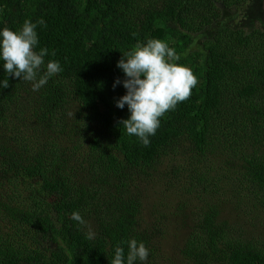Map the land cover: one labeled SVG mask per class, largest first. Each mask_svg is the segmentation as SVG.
<instances>
[{
  "label": "trees",
  "instance_id": "16d2710c",
  "mask_svg": "<svg viewBox=\"0 0 264 264\" xmlns=\"http://www.w3.org/2000/svg\"><path fill=\"white\" fill-rule=\"evenodd\" d=\"M215 1L0 0V28L46 21L45 63L63 68L38 92L12 77L0 89V264H110L130 238L148 264H264V32L205 36ZM149 37L199 83L145 147L123 129L126 89L113 84L123 53Z\"/></svg>",
  "mask_w": 264,
  "mask_h": 264
},
{
  "label": "clouds",
  "instance_id": "9594fccd",
  "mask_svg": "<svg viewBox=\"0 0 264 264\" xmlns=\"http://www.w3.org/2000/svg\"><path fill=\"white\" fill-rule=\"evenodd\" d=\"M39 26H46L43 18L36 22L27 19L17 30L0 28V67L7 74L0 80V89H7L12 77L30 82L32 91L38 92L63 71L57 60L45 63V57L55 56V52L40 47ZM180 60L181 54L168 42L149 37L135 49L124 52L117 62L125 79L117 78L113 88L123 84L126 94L116 100V107L127 106L129 112L128 118L120 123L129 137H137L145 147L150 146V137L156 135L161 118L188 100L199 83L192 69L178 63ZM71 219L85 231L86 239H95L96 233L79 211L72 212ZM149 256L150 249L143 241L130 238L116 245L110 264H148Z\"/></svg>",
  "mask_w": 264,
  "mask_h": 264
},
{
  "label": "rangeland",
  "instance_id": "374dc122",
  "mask_svg": "<svg viewBox=\"0 0 264 264\" xmlns=\"http://www.w3.org/2000/svg\"><path fill=\"white\" fill-rule=\"evenodd\" d=\"M144 4H146L149 0H143ZM217 5L222 9V16L211 23L209 25L210 28L207 29L205 36H210L211 33H215L216 30L222 29H234V30H246L248 32L253 31H261L264 32V0H245L242 4L237 6H232L229 8L224 7L220 2L221 0H216ZM201 38V40H203ZM231 145V144H229ZM228 146V145H227ZM238 151H241V148L234 145ZM145 183V182H144ZM142 183L141 191L150 197V201L152 200V194L150 190L152 187H146ZM174 210H170V217L172 218L174 215ZM9 224L5 223L0 228V234H5V231L8 230ZM178 237L181 240V243L186 238V235L183 233H179ZM179 244L180 242H176Z\"/></svg>",
  "mask_w": 264,
  "mask_h": 264
}]
</instances>
